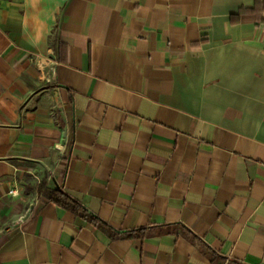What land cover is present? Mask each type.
I'll list each match as a JSON object with an SVG mask.
<instances>
[{"label":"crops","instance_id":"crops-1","mask_svg":"<svg viewBox=\"0 0 264 264\" xmlns=\"http://www.w3.org/2000/svg\"><path fill=\"white\" fill-rule=\"evenodd\" d=\"M0 264H264V0H0Z\"/></svg>","mask_w":264,"mask_h":264},{"label":"trees","instance_id":"trees-1","mask_svg":"<svg viewBox=\"0 0 264 264\" xmlns=\"http://www.w3.org/2000/svg\"><path fill=\"white\" fill-rule=\"evenodd\" d=\"M38 190L48 200L72 210L75 214L81 215L94 223L98 221L96 217L88 213L75 199L63 192L58 186L55 188H47L44 184H40Z\"/></svg>","mask_w":264,"mask_h":264},{"label":"built area","instance_id":"built-area-1","mask_svg":"<svg viewBox=\"0 0 264 264\" xmlns=\"http://www.w3.org/2000/svg\"><path fill=\"white\" fill-rule=\"evenodd\" d=\"M39 182V181H38ZM15 192H12V194H14Z\"/></svg>","mask_w":264,"mask_h":264}]
</instances>
